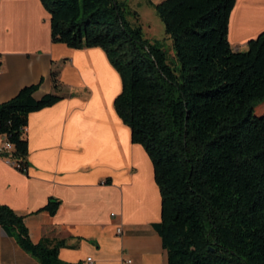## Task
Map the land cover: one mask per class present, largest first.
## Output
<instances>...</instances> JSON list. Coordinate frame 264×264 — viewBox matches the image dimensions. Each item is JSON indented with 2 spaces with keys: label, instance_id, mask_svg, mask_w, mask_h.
I'll return each instance as SVG.
<instances>
[{
  "label": "trees",
  "instance_id": "obj_1",
  "mask_svg": "<svg viewBox=\"0 0 264 264\" xmlns=\"http://www.w3.org/2000/svg\"><path fill=\"white\" fill-rule=\"evenodd\" d=\"M147 1L173 41V58L129 21L124 2L40 0L53 44L100 48L121 78L114 108L152 162L161 195L154 229L168 264H264V34L233 50L237 0ZM60 75L50 72L54 93L37 99L41 84L31 85L0 105V136L13 146L0 158L24 175L29 116L67 98ZM60 205L50 198L41 211L54 216ZM0 227L39 264H68L59 257L65 240L34 244L25 218L7 205Z\"/></svg>",
  "mask_w": 264,
  "mask_h": 264
},
{
  "label": "crops",
  "instance_id": "obj_2",
  "mask_svg": "<svg viewBox=\"0 0 264 264\" xmlns=\"http://www.w3.org/2000/svg\"><path fill=\"white\" fill-rule=\"evenodd\" d=\"M261 34L264 0H237L228 32L233 50L246 51ZM54 69L67 98L30 114L27 175L0 158V205L25 218L34 244L65 240V263L168 264L154 229L161 195L153 165L115 111L122 82L105 52L53 44L40 0L0 1V105L31 85L41 84L37 99L54 93ZM5 143L0 136V149ZM50 198L61 202L54 216L41 211ZM0 264L39 263L0 227Z\"/></svg>",
  "mask_w": 264,
  "mask_h": 264
},
{
  "label": "rangeland",
  "instance_id": "obj_3",
  "mask_svg": "<svg viewBox=\"0 0 264 264\" xmlns=\"http://www.w3.org/2000/svg\"><path fill=\"white\" fill-rule=\"evenodd\" d=\"M128 5V10L131 12L128 19L134 25H139L143 29L145 39L150 43H159L168 52L169 57L173 58V41L167 36L165 27L158 17L154 7L150 6L147 0H119ZM158 4L163 0H151ZM137 13L138 20L133 15Z\"/></svg>",
  "mask_w": 264,
  "mask_h": 264
},
{
  "label": "built area",
  "instance_id": "obj_4",
  "mask_svg": "<svg viewBox=\"0 0 264 264\" xmlns=\"http://www.w3.org/2000/svg\"><path fill=\"white\" fill-rule=\"evenodd\" d=\"M4 151H6V152H11L12 150H13V146L12 145H10V144H8L7 142L4 144V146H3V148H2ZM122 232H123V230H122V228H118V234H122ZM88 262L89 263H91L92 262V260L91 259H89L88 260ZM131 262H128V264H130Z\"/></svg>",
  "mask_w": 264,
  "mask_h": 264
}]
</instances>
